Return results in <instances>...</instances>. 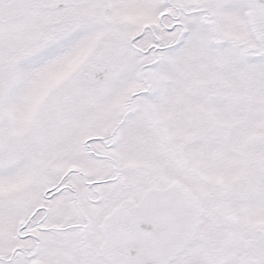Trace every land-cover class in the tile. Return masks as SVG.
<instances>
[{"label":"snow or ice","instance_id":"obj_1","mask_svg":"<svg viewBox=\"0 0 264 264\" xmlns=\"http://www.w3.org/2000/svg\"><path fill=\"white\" fill-rule=\"evenodd\" d=\"M0 264H264V0H0Z\"/></svg>","mask_w":264,"mask_h":264}]
</instances>
